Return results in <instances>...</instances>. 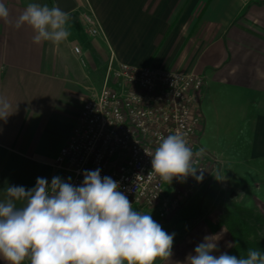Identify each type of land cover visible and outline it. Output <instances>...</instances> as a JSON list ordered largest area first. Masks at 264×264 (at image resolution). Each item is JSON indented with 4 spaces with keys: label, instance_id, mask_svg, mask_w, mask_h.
<instances>
[{
    "label": "crops",
    "instance_id": "1",
    "mask_svg": "<svg viewBox=\"0 0 264 264\" xmlns=\"http://www.w3.org/2000/svg\"><path fill=\"white\" fill-rule=\"evenodd\" d=\"M75 2L76 8L67 13L70 35L56 46L50 41L34 44L35 33L26 24L14 27L30 4L28 0H0L12 21L0 19V96L8 99L12 112L6 121L0 120V202L8 199V186L31 189L38 177L49 183V163L69 139L91 89L101 86L110 56L132 65L203 75L206 87L202 98L215 102L227 97L234 102L239 125L244 127L247 157L264 159V2ZM88 9L100 22L105 40L87 35L82 14ZM71 45L80 47L83 62L71 51ZM203 185L168 219L179 213L191 215L192 198ZM224 187L238 194L240 186ZM251 200L259 204L255 197ZM25 203L17 201L16 206ZM217 212L220 210L211 211L209 206L195 216H181L178 222L183 229L175 232L171 257L158 258L155 264H185L205 237L216 242L213 255H235L231 233ZM0 264L8 262L0 258Z\"/></svg>",
    "mask_w": 264,
    "mask_h": 264
},
{
    "label": "clouds",
    "instance_id": "2",
    "mask_svg": "<svg viewBox=\"0 0 264 264\" xmlns=\"http://www.w3.org/2000/svg\"><path fill=\"white\" fill-rule=\"evenodd\" d=\"M0 19L9 20V10L0 3ZM67 14L59 6L30 3L14 27L28 25L33 43L50 41L58 46L70 35ZM12 114L11 104L0 96V120ZM203 150H201L202 152ZM151 156L152 173L170 184L173 178L196 176L193 152L181 133L161 137ZM80 186L54 176L49 185L38 177L36 186H8L0 202V258L8 264H155L172 255L175 233L169 234L151 214L134 211L119 183L100 169L85 171ZM26 202L17 208L16 202ZM231 246V245H229ZM216 242L205 237L189 254L185 264H264V254L249 249L247 258L221 253Z\"/></svg>",
    "mask_w": 264,
    "mask_h": 264
},
{
    "label": "built area",
    "instance_id": "3",
    "mask_svg": "<svg viewBox=\"0 0 264 264\" xmlns=\"http://www.w3.org/2000/svg\"><path fill=\"white\" fill-rule=\"evenodd\" d=\"M82 17L90 37L106 39L92 10ZM73 51L83 62L80 47L74 45ZM205 87V77L193 71L132 65L110 56L101 86L91 89L69 139L49 163L52 178H70L74 186H80L85 171L100 169L101 177L119 183L133 210L157 208L160 218L168 217L216 169L217 158L203 148L199 137ZM175 133L188 141L196 176L202 173V181L190 175L168 184L151 172L150 154L161 137Z\"/></svg>",
    "mask_w": 264,
    "mask_h": 264
},
{
    "label": "rangeland",
    "instance_id": "4",
    "mask_svg": "<svg viewBox=\"0 0 264 264\" xmlns=\"http://www.w3.org/2000/svg\"><path fill=\"white\" fill-rule=\"evenodd\" d=\"M28 1L42 6L47 5L50 8L55 6L53 0ZM73 46L71 45V51ZM224 99V101L216 99L214 102L202 98L201 101L203 124L199 131L200 143L208 153L217 158V163L215 171L204 180L203 189L192 198L194 206L192 205L191 215L179 213L175 218L168 219L177 209L166 218H160L158 212L152 208H142L139 211L143 214H151L168 233L183 229L182 224L178 222L181 216H195L200 212L203 213L209 206L211 211L220 210L217 214L223 216L222 221L225 224V212L231 210L234 204L255 209L264 220V159L252 160L247 157L248 148L242 141V136L245 134L244 127L239 125L237 108L234 102L227 101V97ZM224 184L229 185L230 188L240 186L238 194L233 190H225ZM228 196L229 199L224 200ZM253 197L258 199L259 204L251 200Z\"/></svg>",
    "mask_w": 264,
    "mask_h": 264
},
{
    "label": "trees",
    "instance_id": "5",
    "mask_svg": "<svg viewBox=\"0 0 264 264\" xmlns=\"http://www.w3.org/2000/svg\"><path fill=\"white\" fill-rule=\"evenodd\" d=\"M224 216L237 258H247L249 249L264 254V220L255 209L234 204Z\"/></svg>",
    "mask_w": 264,
    "mask_h": 264
},
{
    "label": "water",
    "instance_id": "6",
    "mask_svg": "<svg viewBox=\"0 0 264 264\" xmlns=\"http://www.w3.org/2000/svg\"><path fill=\"white\" fill-rule=\"evenodd\" d=\"M55 6H59L66 14L76 8L75 0H53Z\"/></svg>",
    "mask_w": 264,
    "mask_h": 264
}]
</instances>
